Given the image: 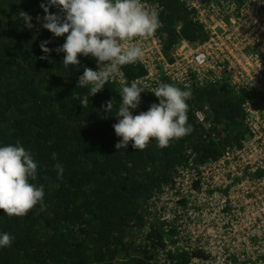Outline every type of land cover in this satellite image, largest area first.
<instances>
[{
  "label": "trees",
  "instance_id": "1",
  "mask_svg": "<svg viewBox=\"0 0 264 264\" xmlns=\"http://www.w3.org/2000/svg\"><path fill=\"white\" fill-rule=\"evenodd\" d=\"M158 1L164 6L161 29L167 44L178 36L202 39L201 26L180 0ZM47 3L0 0V146L19 143L32 154L38 167L31 182L44 186L46 205L44 212L37 205L22 217L0 209V232L14 237L10 247L0 249V264H160V225L152 223L141 243L130 237L131 227L143 224L145 201L172 176L186 149L192 148L199 161L216 158L224 144L244 134V95L226 84L193 88L187 100L190 134L165 148L150 140L143 150L133 149L131 141L126 149H117L121 138L113 125L120 119V91L108 81L90 96L89 88L78 84L81 64H91V58L78 54V66H64L65 54L57 49L67 34L55 37L43 28L41 5ZM21 13L31 18V28ZM49 13L64 17L57 6L49 5ZM44 42L47 53L41 48ZM123 68L128 79L143 73L136 63ZM109 101L112 109L105 111ZM158 102L153 93L146 94L130 111L138 115ZM196 109L215 125L222 142L202 137ZM56 163L64 168L62 179ZM187 258L180 255L170 264H185Z\"/></svg>",
  "mask_w": 264,
  "mask_h": 264
},
{
  "label": "built area",
  "instance_id": "2",
  "mask_svg": "<svg viewBox=\"0 0 264 264\" xmlns=\"http://www.w3.org/2000/svg\"><path fill=\"white\" fill-rule=\"evenodd\" d=\"M180 2L201 26L202 39L178 36L167 44L164 6L141 0L157 11L161 24L152 37L138 41L144 57L136 64L143 73L128 79L122 66L109 82L117 91L136 82L146 89L140 101L166 81L190 90L226 84L244 95V134L224 144L216 158L199 161L186 149L172 176L148 196L143 224L131 227L130 237L141 243L158 223L164 234L156 255L160 264L176 263L180 255L188 256L185 264H264V0ZM91 61L82 62L79 76L85 67L98 70ZM194 115L203 138L222 142L202 110Z\"/></svg>",
  "mask_w": 264,
  "mask_h": 264
},
{
  "label": "clouds",
  "instance_id": "3",
  "mask_svg": "<svg viewBox=\"0 0 264 264\" xmlns=\"http://www.w3.org/2000/svg\"><path fill=\"white\" fill-rule=\"evenodd\" d=\"M49 5L59 7L63 19L50 14ZM41 7L46 21L43 28L55 37L67 34L57 49L65 54L62 61L65 67L78 66V54L96 60L98 70L85 67L78 78L81 87L89 88L90 96L102 91L122 66L143 59L144 50L138 41L152 37L161 26L157 11L144 8L141 0H48ZM21 14L31 28V18ZM46 44L41 48L47 53ZM145 90L136 82L120 90L122 103L116 113L120 119L113 125L116 136L121 138L117 149H126L131 141L133 149L143 150L150 140L158 148H165L192 132L187 115L190 89L160 83L148 89L159 102L151 104L146 112L133 115L130 110L138 108L140 94ZM104 108L111 111L112 102H107ZM52 158L56 159V153H52ZM37 167L32 154L19 143L0 146V209L4 215L22 217L37 205L40 212L46 210L44 186L31 182L36 179ZM54 168L57 178L62 179V164L56 163ZM13 239L9 233L0 232V249L10 247Z\"/></svg>",
  "mask_w": 264,
  "mask_h": 264
}]
</instances>
